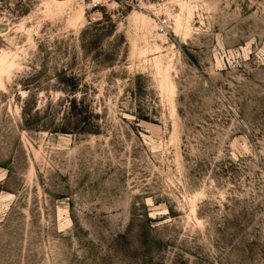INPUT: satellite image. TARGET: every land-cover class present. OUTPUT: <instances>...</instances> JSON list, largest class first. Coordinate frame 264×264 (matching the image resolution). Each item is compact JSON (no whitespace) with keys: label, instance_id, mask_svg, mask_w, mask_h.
I'll return each instance as SVG.
<instances>
[{"label":"rangeland","instance_id":"rangeland-1","mask_svg":"<svg viewBox=\"0 0 264 264\" xmlns=\"http://www.w3.org/2000/svg\"><path fill=\"white\" fill-rule=\"evenodd\" d=\"M166 1L0 0V264H264V0Z\"/></svg>","mask_w":264,"mask_h":264},{"label":"built area","instance_id":"built-area-1","mask_svg":"<svg viewBox=\"0 0 264 264\" xmlns=\"http://www.w3.org/2000/svg\"><path fill=\"white\" fill-rule=\"evenodd\" d=\"M148 14L158 23V31L161 35H166L172 28V19L167 13L168 4L166 0H142Z\"/></svg>","mask_w":264,"mask_h":264},{"label":"bare ground","instance_id":"bare-ground-1","mask_svg":"<svg viewBox=\"0 0 264 264\" xmlns=\"http://www.w3.org/2000/svg\"><path fill=\"white\" fill-rule=\"evenodd\" d=\"M57 1V0H56ZM184 1V2H183ZM179 0V3L181 4L182 7V14L177 16L176 22H177V32H182V31H188V27L190 26V17L192 15V10L189 8L188 3L185 2V0ZM58 3H64V1H58ZM153 18V17H152ZM155 21V19L153 18ZM156 22V21H155ZM157 26L158 23L156 22Z\"/></svg>","mask_w":264,"mask_h":264},{"label":"trees","instance_id":"trees-1","mask_svg":"<svg viewBox=\"0 0 264 264\" xmlns=\"http://www.w3.org/2000/svg\"><path fill=\"white\" fill-rule=\"evenodd\" d=\"M97 24H98V23H97ZM97 24H96V25H97Z\"/></svg>","mask_w":264,"mask_h":264}]
</instances>
